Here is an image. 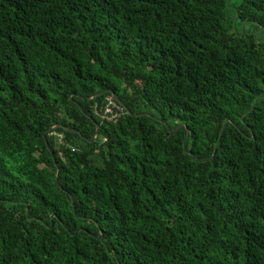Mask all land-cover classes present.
Here are the masks:
<instances>
[{"label":"trees","instance_id":"1","mask_svg":"<svg viewBox=\"0 0 264 264\" xmlns=\"http://www.w3.org/2000/svg\"><path fill=\"white\" fill-rule=\"evenodd\" d=\"M0 264H264V0H0Z\"/></svg>","mask_w":264,"mask_h":264},{"label":"built area","instance_id":"2","mask_svg":"<svg viewBox=\"0 0 264 264\" xmlns=\"http://www.w3.org/2000/svg\"><path fill=\"white\" fill-rule=\"evenodd\" d=\"M95 114L103 122L116 124L127 110L114 96H108L101 107L95 105Z\"/></svg>","mask_w":264,"mask_h":264}]
</instances>
